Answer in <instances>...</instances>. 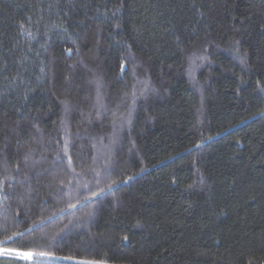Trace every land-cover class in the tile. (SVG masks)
<instances>
[{
  "label": "trees",
  "instance_id": "obj_1",
  "mask_svg": "<svg viewBox=\"0 0 264 264\" xmlns=\"http://www.w3.org/2000/svg\"><path fill=\"white\" fill-rule=\"evenodd\" d=\"M0 187L7 264H264V0H0Z\"/></svg>",
  "mask_w": 264,
  "mask_h": 264
},
{
  "label": "snow or ice",
  "instance_id": "obj_2",
  "mask_svg": "<svg viewBox=\"0 0 264 264\" xmlns=\"http://www.w3.org/2000/svg\"><path fill=\"white\" fill-rule=\"evenodd\" d=\"M69 52H71V49H68ZM0 192H3V188L0 187ZM10 239V238H9ZM0 254H4V255H10V254H17L20 256H23L27 259H31L34 255L35 256H43V255H48L47 253H41V252H37V253H32V252H15V250H10L7 248H0ZM86 264H102V262H86Z\"/></svg>",
  "mask_w": 264,
  "mask_h": 264
},
{
  "label": "rangeland",
  "instance_id": "obj_3",
  "mask_svg": "<svg viewBox=\"0 0 264 264\" xmlns=\"http://www.w3.org/2000/svg\"><path fill=\"white\" fill-rule=\"evenodd\" d=\"M17 253H19V252H17ZM15 255H17V254H10V255L0 254V264H7L8 261H10L7 258H13ZM17 257L21 258V259H25L24 257H22L20 255H17Z\"/></svg>",
  "mask_w": 264,
  "mask_h": 264
}]
</instances>
